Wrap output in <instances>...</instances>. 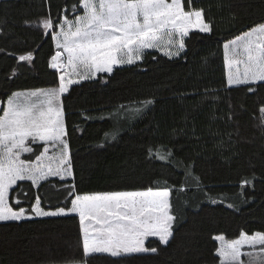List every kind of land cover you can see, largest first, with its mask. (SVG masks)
Wrapping results in <instances>:
<instances>
[{
    "label": "trees",
    "instance_id": "obj_1",
    "mask_svg": "<svg viewBox=\"0 0 264 264\" xmlns=\"http://www.w3.org/2000/svg\"><path fill=\"white\" fill-rule=\"evenodd\" d=\"M76 2L0 0V101L58 87V73L49 67L52 33L35 24L49 16L71 19ZM191 6L203 10L212 32H191L179 57L148 50L142 61L73 84L63 95L74 179L49 178L39 188L18 182L31 199L20 187L10 194V203L18 197L25 208L39 195L42 208L55 210L70 207L62 187L69 183L78 194L172 189L176 219L167 246L150 238L146 246L157 247L155 254H95L88 264H218L214 236L264 232V127L257 118L264 87L251 93L246 86L228 88L223 51L224 42L264 23V0H192ZM28 52L31 65L19 62ZM149 147L170 151V163L150 159ZM244 180L251 183L242 187ZM81 258L75 214L0 222V264Z\"/></svg>",
    "mask_w": 264,
    "mask_h": 264
},
{
    "label": "snow or ice",
    "instance_id": "obj_2",
    "mask_svg": "<svg viewBox=\"0 0 264 264\" xmlns=\"http://www.w3.org/2000/svg\"><path fill=\"white\" fill-rule=\"evenodd\" d=\"M191 5L192 0H77L71 19L67 15L57 20L49 16L38 23L46 33H52L56 51L49 67L59 74V85L15 92L6 102L0 101V221L31 219L33 213L38 217L75 214L82 236V258L70 264H88V258L95 254L114 258L155 254L157 247L146 246L149 238L168 245L176 219L171 188L78 194L75 184L69 183L62 187L68 189L70 207L55 210L42 208L39 195L25 208L18 197L10 203V194L20 187L31 199L30 192L18 182L30 181L31 187L39 188L49 178L74 179L63 95L82 80L95 79L101 73L111 75L116 67L142 61L149 49L169 59L179 57L191 32H212L203 10ZM223 49L228 88L246 86L251 93L256 91L255 85L264 87V23L225 42ZM33 59L31 52L18 57L28 65ZM142 103L147 106L153 101ZM258 112L264 127V105ZM148 153L150 159L170 163V151L149 147ZM248 183L251 181L244 180L241 186ZM213 238L219 242L214 253L218 264H264V232L242 230L235 239L227 240L224 235Z\"/></svg>",
    "mask_w": 264,
    "mask_h": 264
},
{
    "label": "rangeland",
    "instance_id": "obj_3",
    "mask_svg": "<svg viewBox=\"0 0 264 264\" xmlns=\"http://www.w3.org/2000/svg\"><path fill=\"white\" fill-rule=\"evenodd\" d=\"M39 23V22H38ZM38 23L37 24H35L36 26L38 25ZM59 30V29H58ZM236 38V37H235ZM234 39V38H233ZM232 40V39H231ZM230 41V40H229ZM54 42V41H53ZM225 43V42H224ZM54 46H55V44H54ZM149 50H153V49H149ZM55 51H56V49H55ZM146 51H148V50H146ZM154 51H156V50H154ZM223 51H224V49H223ZM158 53H161V52H159L158 51ZM162 54V53H161ZM182 54V53H181ZM139 62V61H138ZM125 66V65H124ZM225 70H226V68H225ZM59 77V76H58ZM82 81H84V80H82ZM80 83H81V81H80ZM59 85V84H58ZM30 91H32V90H30ZM19 92H28V90L27 91H19ZM0 222H6V221H0ZM150 239V238H149ZM219 242L217 241V244H218ZM104 255H107V254H104Z\"/></svg>",
    "mask_w": 264,
    "mask_h": 264
},
{
    "label": "crops",
    "instance_id": "obj_4",
    "mask_svg": "<svg viewBox=\"0 0 264 264\" xmlns=\"http://www.w3.org/2000/svg\"><path fill=\"white\" fill-rule=\"evenodd\" d=\"M58 76H59V74H58ZM68 179H72V178H68ZM32 216H35V214L33 213ZM36 217H38V216H36Z\"/></svg>",
    "mask_w": 264,
    "mask_h": 264
}]
</instances>
